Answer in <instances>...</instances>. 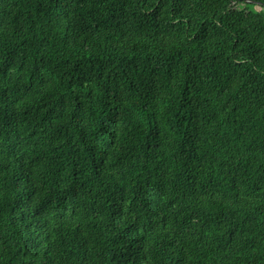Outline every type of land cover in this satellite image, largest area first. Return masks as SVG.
<instances>
[{"label": "trees", "instance_id": "1", "mask_svg": "<svg viewBox=\"0 0 264 264\" xmlns=\"http://www.w3.org/2000/svg\"><path fill=\"white\" fill-rule=\"evenodd\" d=\"M0 264H264V0H0Z\"/></svg>", "mask_w": 264, "mask_h": 264}, {"label": "rangeland", "instance_id": "2", "mask_svg": "<svg viewBox=\"0 0 264 264\" xmlns=\"http://www.w3.org/2000/svg\"><path fill=\"white\" fill-rule=\"evenodd\" d=\"M254 9L257 10V11H260V12L263 11V10H262L261 8H259V7H254Z\"/></svg>", "mask_w": 264, "mask_h": 264}]
</instances>
